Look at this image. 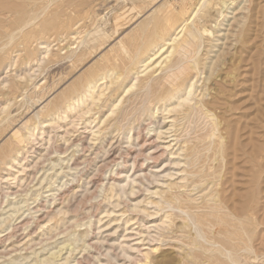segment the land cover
<instances>
[{"label":"rangeland","instance_id":"rangeland-1","mask_svg":"<svg viewBox=\"0 0 264 264\" xmlns=\"http://www.w3.org/2000/svg\"><path fill=\"white\" fill-rule=\"evenodd\" d=\"M0 1L3 2L7 0ZM9 1L19 2V4L25 6V9H30L28 4L32 3L33 6L31 9L35 10L37 8L36 11H39V16L33 27H31L32 30H30L31 28L28 29L33 33L26 44L20 42L18 37L15 39L16 43L13 41V43L10 44L11 47H13L11 48L12 54L9 51L10 45L7 46V49L5 47L3 51L6 57L0 67V128L5 125L7 115L11 117L12 122H10L11 126L9 130L1 138L2 141L0 140L1 147L15 131L20 130L19 127L23 122L27 121L28 124L35 122L34 115L45 102L47 103L49 100L52 102L61 93L65 92V90H70V87L74 84L84 83V80H86L85 77L101 74L105 76V79L102 80L104 86L102 85L96 88V92L100 88L104 90V96H102L100 101L95 105L91 104L88 106L90 100L87 99L84 105L80 104L78 107L76 105V112L85 106L91 107V114L86 115L82 120H79V114L73 112L72 117L66 121H57L56 116H62L63 111L66 110L65 107L61 108L56 114L51 113L47 118H45V116L41 117V120L46 123H49V120L55 118V123L53 122L49 125L44 124L45 127L34 137L35 141L26 142L27 144H24L26 146L23 147L22 150H19L22 152L19 154V158L21 159L20 164L23 165V167L26 166V170L22 176L17 177L16 180L12 178L6 180V177H12L9 175L8 171V166H12V164L9 158H7L4 160L3 164L0 165V217L6 219L4 223L0 225V264H43L44 262L38 261L39 258L41 257L40 259H43L50 251L57 252L56 250H59V247L64 243L67 245L69 243L71 247L74 248L72 258H77L82 264H97V261L89 256L94 254L93 251H91L90 254L86 251L85 253L81 250V242L79 244L78 242L74 244L73 241H69V238L73 239L78 235L80 237V234L84 232L83 229L86 228L83 225L88 221L93 223V234L102 232L103 234H100L103 236L108 233L106 229L110 230L112 228L110 231L113 232L115 228L119 226V229L117 228L115 230V239H117L118 242L123 239L122 236L130 231V229L126 230V228H129L131 223L137 222V226L134 225V228H138L139 226L138 231L142 230L141 232H143L146 227L142 225L146 224L147 220L150 218H154L152 222L159 223L158 221L165 215V212L168 211L169 208L166 205H162L161 211L160 208L149 205V202H156L157 199L150 193H147L144 188H141L139 191L135 190L136 194L133 196L134 200L132 202H128L125 198H119L111 194L110 191L105 193L99 192L100 194L97 193L94 196H89V194L84 193L86 188H90L89 185L91 187L94 185H101L105 190H108L109 183L111 182L109 176H113L112 171H115L117 168L116 165L127 156L126 150H124L126 147L124 142H126V140L123 138L125 135L124 133H126L130 127L133 131H131L132 134H136L135 130L139 127L138 131L141 138L149 140L147 144L151 143V145L146 151L149 152L150 150V152H157V157H160L158 161V168L160 170L173 167L174 158H172L170 152L174 153L178 146L183 147L181 156L190 155L191 161L196 159V162L193 163L194 165L191 164V166L189 165L190 167L187 166V168L184 167L179 169H185L189 172L186 177V184L177 183L180 179L175 180L177 175L172 177V180L174 179V184L178 186L186 185L188 190H193L192 194H195V197L201 196L197 201V206L193 205L194 207H198V209L187 207V211L198 217L200 228L207 240H211L210 242H215L219 244V246L222 245L227 249L237 250V254H240L235 257L239 263L264 264V259L254 263V254L249 252L251 247L256 255H264V0H227L222 11V13H224V18L218 15L224 1L209 0L208 2V6L211 8L212 13L209 22L206 24L205 32H207V38L205 37L204 44L197 56L200 64H202L199 68H202L203 71L200 70L198 77H194L192 81L194 83L196 82L195 96H198L197 99H200L201 96H199V93H202V91L208 95L206 96V100L204 99V102H210V105L206 103L207 109L210 108L208 111L211 110L209 115L219 124L216 132L213 134L210 133L211 130L205 127L202 121L194 122L195 120L189 118L188 115H185L187 119H179L181 117L180 115L179 117L177 113L179 110L170 114H168L167 111L162 112L160 109H162L163 103L158 104L157 107L159 111L152 119H148L145 116H142L140 119L141 107L139 104L142 105L144 98V96H142L144 93L142 89L139 88L140 86H137L128 94H122L123 88L131 84L132 75L129 74L123 81L119 79L118 82L120 81V83H113V86L110 85L109 82L112 80L113 75L116 78L119 73L123 72L122 68H119L121 70L117 69L118 65L121 67L122 62L125 66L127 65L129 69H132L130 73L137 69V66L134 68V66L129 63L128 58L122 54H117V41L123 40V42H127L128 38L138 29V26L144 22L143 20L148 18L149 14L154 11L156 6H160L161 2H173L174 0H158L156 4L150 6L144 15L138 18L136 22L134 21L136 12L130 11V0H125V2L124 0ZM27 1L29 2L27 3ZM190 1L191 2L188 0L187 2L189 8L196 6L198 2L201 3V0ZM122 2L125 4L123 5ZM45 3L48 7L46 5L44 6ZM42 6H44V8H42ZM42 9L46 10V14L44 11L42 15ZM49 11L50 16H47ZM48 17L49 22L47 23ZM115 17L119 18V21H116L117 18ZM52 19H54V22ZM138 20H140V22H138ZM113 21L118 23L115 24ZM104 22L106 24L103 26ZM44 24L47 25L46 28L43 27ZM56 24L57 26L59 25L58 28ZM38 25H41V27L33 30V28ZM63 25L66 27H63ZM117 25H121L120 28H117ZM99 27L100 29L104 28L106 30L104 31L106 36L97 41L98 43H93L88 39V36H90L89 38L91 39L92 35L90 34L95 31V28ZM52 28L53 30H51ZM115 28L118 32L116 35L114 34L115 31H113L116 30ZM42 29L45 31L42 32ZM28 30L26 29V31ZM49 30H51V32ZM128 31L129 35L127 34ZM88 32H90V34ZM82 38L86 39L85 41L89 40V44L87 43L83 46L79 45V42L83 40ZM17 44L22 45L18 46ZM113 44H116V46ZM46 46H49L48 55L52 54L48 57L44 55ZM92 47H95V49H92ZM6 50H8L11 55H7ZM70 50H76V56H79L80 53L83 55V61L78 62L80 64L76 63L74 58H68L70 60H66V56H68L67 53ZM82 50L84 53L80 52ZM91 50H96V52L94 51L93 53ZM97 50H99V52H97ZM129 50V55L132 57L135 50L132 48ZM151 51V48L148 49L140 59L151 54ZM86 52L88 56L85 55ZM113 52H115L116 55ZM55 54L59 55L61 58L65 57V60H60V58L58 59V57L53 56ZM117 55L120 57L118 56L117 58ZM54 57L58 61H56ZM121 57H125L126 59H122ZM42 58H44V61L40 63L39 61ZM121 59L122 62L119 64ZM210 61H216V63L214 62V65H212V68L215 70L212 73H210V66L207 64L210 63ZM73 62H75L74 64L76 65H74ZM114 63H118V65ZM101 65L103 68H101ZM110 65L114 68V71L117 70L115 73L112 71L113 68H111ZM33 71L34 74H32ZM107 71L108 76L113 74L110 76L112 77L110 80V77H106ZM207 73L209 75L211 74V76ZM31 75L34 76L32 79L30 78ZM206 78L210 79L206 80ZM112 81L114 82V80ZM13 83L16 85L15 88L12 86ZM105 83L106 85L108 84L107 91L105 90ZM53 84H57L58 87H56L53 94H49L50 97H47L48 95L45 97L46 101L44 104L39 106L34 100L32 101L34 91L37 92L39 87L50 88ZM178 95H180V93H178ZM75 97L76 94H74L73 98ZM45 98L43 100H45ZM138 98L141 99V101H139ZM118 99H122L123 105L121 104L117 107V111L107 119L106 117L108 116L111 106L116 103ZM173 100L174 99H170L169 103H171L169 104L167 102L165 105L169 104L171 107L177 105V102ZM138 109L139 111L137 112ZM120 113L123 114V116L125 115L123 117V122L121 121L123 124L122 129L120 124L117 125L111 121L118 114L120 115ZM91 115L94 117L91 118ZM164 117L165 119H163ZM99 118L101 122L102 120H109L112 126H110V129L108 128L109 130H106L107 134H104V137L99 136L98 139L101 138L94 142L91 140V127L96 125L102 128L105 125V123L101 122L98 124ZM126 118H131V120L129 119V123L126 121ZM94 119L97 120L94 121ZM174 119H176L175 122L173 121ZM72 120H74L73 124L76 126H71L73 125ZM58 126L62 128H58ZM152 127H154L155 130L149 134L147 129ZM84 128L87 130L85 133H82ZM95 129L96 127L93 130ZM159 130H161V132L168 131L166 134L158 135L157 132H159ZM172 135L178 138V141H176L178 143L173 150L168 151L166 147L169 144L172 145L176 143L170 142L168 144L171 139L170 136ZM211 136L212 138H210V140L209 137ZM127 137H129V133H127ZM208 143H212L210 147H208ZM218 143L220 146H218ZM207 147L209 150H207ZM26 150H28V154H25ZM164 150H166L165 153L160 152ZM1 151L0 149V157L2 156ZM177 154H179V151ZM15 157L18 156L16 155ZM107 157L109 159H107ZM59 158L65 162L62 164V169L65 168L64 170H61L59 167L60 164L57 163ZM69 158L71 159L69 160L70 162L68 161ZM138 158L141 157L139 156ZM165 160L167 162H165ZM108 161L110 163H108ZM51 163H54L55 167L52 166L53 164ZM68 165L72 168V171L67 170ZM153 166L154 165L149 161L148 163L145 162L143 167L147 173ZM75 169H77V171ZM55 172H57V174ZM62 172L66 175H64V173L62 174ZM130 173L131 172H129L128 175ZM166 173H174V171L167 169L162 175L164 176ZM67 174L70 176L67 177ZM72 178H75V181L72 182ZM43 179H45V181ZM97 179L99 181H97ZM4 180H6L7 183H3ZM42 180L43 182L41 183ZM162 181H166V179L162 178ZM88 182L90 183L89 185H87ZM166 183L173 184L171 181H166ZM146 187H148L150 191H165L162 196L167 197L170 194L166 189H161L162 187L158 188L155 182L150 185L147 184ZM50 189H57L56 192L53 191L55 199L52 200V198L49 197L47 199H50V202L46 203L44 200L45 196H48L50 192H44ZM181 193L183 194V192ZM37 195H40V197L35 200ZM208 196L210 199H208ZM14 202L22 203L18 205L21 206V209L16 216L9 218L8 215L10 214L9 210L11 208L8 203ZM137 202L141 203L140 206H143L141 209L144 208L146 213H139L133 210L132 204ZM172 206L175 209L178 203L173 202ZM116 211H118V213ZM108 213L110 214L108 215ZM121 213L123 214L122 217H116L120 216ZM228 213L234 215L240 221L235 222L230 219ZM171 214L173 215L171 217V224L169 223L168 229L165 233L163 232V237L160 239L161 241L159 239L155 241L160 246L158 249L159 251L154 253V260H150L149 264H187L188 261H184V259H187L186 253L195 256L194 261L197 259L198 261L196 262H199L198 264H229L226 260H223L222 257L220 259V255L215 251L218 248H213L212 251V247L210 246L212 252H209L210 247L207 246L202 239L199 240L195 237V233L190 224L183 219L184 217L177 210H172ZM218 215L220 217H218ZM200 218L202 219L200 220ZM128 220L129 222L126 225L125 221ZM76 224L78 228L75 227ZM241 224L245 228H243ZM80 225L82 227H80ZM102 226L106 228H100ZM239 226L243 229L242 232ZM242 233H245V236ZM131 237L135 238L136 236L133 235ZM144 238L145 240L141 244L148 243L146 237H142L141 239ZM152 244L154 243L152 242ZM219 246L217 245L216 247ZM69 248L70 247L67 249L63 248L60 252L62 258L68 255ZM247 248L248 252H246ZM206 249L209 250L207 251ZM242 249H246L245 253L242 252ZM183 251H186V253L184 252L185 254H183ZM99 252L104 254V248L99 250ZM115 254L119 256V259H122L119 249L116 248ZM37 255L38 257H36ZM57 263H62V261ZM57 263L55 262L54 264ZM44 264H46V262ZM125 264L130 263L127 261Z\"/></svg>","mask_w":264,"mask_h":264},{"label":"bare ground","instance_id":"bare-ground-1","mask_svg":"<svg viewBox=\"0 0 264 264\" xmlns=\"http://www.w3.org/2000/svg\"><path fill=\"white\" fill-rule=\"evenodd\" d=\"M157 1L158 0H130V2H131V10L130 9L129 10L136 12V16L134 18V21L136 22L138 18L142 17L144 15V13L146 12V10L148 8H150V6H154ZM223 1H224V3L221 6L222 8L219 10V14H218L219 16H221V18L222 17L224 18V16H223L224 13H222V11L224 9L223 6L226 5V1L227 0H223ZM28 2L29 1H27V3ZM124 2H125V0H124ZM124 2H122L123 5L125 4ZM187 2H188V0H174L173 2H167L166 1L165 3H162V2H161V4L159 3L160 6H158V7L156 6V8L154 9V11L151 14H149V16L147 15L148 18H146V20H143L144 22L141 23L138 26V29L135 30V32L128 38L127 42H123V40L117 41L118 42L117 43L118 48L116 47L117 50H118V53L117 54L124 55L126 58L129 59V60L128 59L127 60L129 61V63L131 65L134 66V68L137 66V69H135L133 72L130 73V71L132 69H129V67L127 65L126 66L128 68L124 65V63L122 62V59H124L125 57L124 58L121 57L122 59L119 62V64H121V62H122L123 67H122V65H121V67H119L118 63L117 64L114 63V64L118 65L117 66V69L122 68L123 72L119 71L121 73H119V74L117 73L118 75L116 76V78H115V76L113 74H112L113 76L110 75V76H112L114 78L113 79L112 77L108 76V71H107V76L106 77H108V78L110 77L109 80L111 78H112V80H114V82L112 80L109 81L110 82V85H112L113 83L114 84L120 83V81L121 80L123 81L125 78H127L129 74L132 75L131 84L129 86H126L125 88H123L122 94L123 93L124 94H128L134 88H136L137 86H140L139 88L142 89V91L144 93V94H142V96H144L142 105L139 104V106L141 107V110H140V119L142 118V116H145L148 119H152V117L156 116L157 113H158V111H159V108L157 107L158 104L163 103V106L161 105L162 106V109H160L162 112H166L167 111V113L170 114V113H173V112H176L177 110H179L177 112L178 113V116L179 115L181 116V117L179 116L180 117L179 119H182V120L187 119V117H185V115H188L189 118H192V120H195L194 122L202 121V123L205 125V127L209 128L211 130L210 133L213 134L214 132H216L219 124L217 123V121L214 118L210 117V115H209V113H210L211 110L208 111L210 108L207 109V105L208 104L210 105V102L209 101L208 102L207 101L204 102V99L206 100V96H208V95H206L202 91V93L201 92L199 93V96H201L200 99H197L198 96L197 97L195 96V92H196L195 83L196 82L194 83L192 81V79L194 77H198V74H200L199 73L200 70L203 71L202 68H199V66L202 65V64H200L197 56H198V54L200 52V49H201L202 45L204 44V40H205L206 33H207V32H205V30H206V24L209 22V19L211 18V13L212 12H211V8H209V6H208L209 0H201V3L198 2L196 4V6H194L192 8H189L188 7ZM189 2H191V1L189 0ZM229 3H230V1H229ZM42 4H43V2H42ZM45 5H46V3L44 4V6ZM32 6H33V4L32 3H29L28 4V7H30V9H27V8L25 9V6L19 4V2H16V1H9V0L3 1V2L0 1V53H2V54H0V67L2 66L3 62L5 61V57L6 56L4 55L5 52H3L4 49H5V47L7 49V46H9L10 44H12L13 41L15 42V39L18 38V37H19L18 40L20 42L24 43V44H26V42L29 40V38L32 37V33L33 32L30 31V30H32L31 27H33V25L35 24V22L37 21L38 16H39V11L38 12L36 11L37 8L35 7L36 8L35 10L34 9H31ZM44 6H42V8H44ZM125 9H126V7H125ZM149 10H151V9H149ZM225 10H226V8H225ZM40 11H41V9H40ZM44 11H45V14H46V10H43L42 11V15H43V12ZM224 12H226V11H224ZM49 14H50V11L48 12L47 16H50ZM123 16H125V15H123ZM78 17H79V14H78ZM50 18H52V17H50ZM115 18H117V17H115ZM118 19L119 18H117L116 21H119ZM39 20H40V18H39ZM52 20L54 22V19H52ZM48 22H49V17H48L47 23ZM138 22H140V20H138ZM56 23H57V21H56ZM117 23L118 22H116L115 24H117ZM104 24H106V23L104 22L103 23V26H104ZM115 24H114V26L116 27ZM127 24H129V23H127ZM67 25H70V24H67ZM121 25H122V23H121ZM56 26H57V24H56ZM58 26H57V28H58ZM60 26H61V23H60ZM106 26H105V28H106ZM118 26L119 25H117V28H120V26L119 27ZM125 26H127V25H125ZM40 27H41V25H38L35 28H33V30L36 29V28H40ZM43 27L46 28L47 25L44 24ZM63 27H66V26L63 25ZM53 28H54V26H53ZM53 28L51 30H53ZM26 29L27 30L30 29V30L26 31ZM47 29H49V28H47ZM103 29H100V27H99V28H95V31L92 34H90V32H88L90 35H92V38L90 39L89 38L90 36H88L89 34L87 33L88 34L87 35L88 36V39L91 42H93V43L101 40L103 37L106 36V33L104 32L106 30L105 29L103 30ZM51 30H49V31L51 32ZM68 30H69V28H68ZM44 31L42 29V32H44ZM113 31H115L114 32L115 35L118 33L117 32V29L116 30H113ZM129 31L127 32V34L129 33ZM107 32H109V31H107ZM40 35H41V33H40ZM111 38H113V37H111ZM120 39H121V37H120ZM85 40L86 39H83L82 41H80L79 42V45H82L83 46V45H85L87 43L89 44L90 41L89 40L88 41H85ZM112 41H113V39H112ZM21 45H18V46H21ZM113 45L116 46V44H113ZM48 47L49 46H46L45 47L46 50H45V54L44 55L46 57H48L49 55H52V54H49L48 55V53H49ZM211 47H212V45H211ZM11 48H13V47H11V45H10V48H9L10 50L9 51L12 54ZM15 48H14V50H15ZM97 48L99 49L100 47H97ZM131 48L135 50V53H134V55L132 57H131V55H129V52H130L129 49H131ZM150 48L152 49V51H151L152 53L149 54L148 56H146L145 58L140 59V57L142 55H144V53L148 49H150ZM92 49H95V47L94 48L92 47ZM6 51H7L6 54L9 55L10 53L8 52V50H6ZM75 51L76 50H70L67 53L68 56H66V58H67L66 60H70L68 58H74L76 60V63L82 62L83 61V59H82L83 58V55H81V53H80L79 56H76V52ZM91 51H93V50H91ZM94 51L96 52V50H94ZM94 51H93V53H94ZM110 51H111V49H110ZM112 51H113V49H112ZM114 51H115V49H114ZM80 52H83L84 53L83 50L80 51ZM97 52H99V50H97ZM88 53H89V51H88ZM113 53H115V52H113ZM208 53H209V51H208ZM106 54H108V53H106ZM85 55H87V52H86ZM115 55H116V53H115ZM119 55H117V58H118ZM53 56L58 57V59L60 58V60H65V57H62L61 58L57 54H55ZM108 57H110V56H108ZM218 57H220V56H218ZM106 58H107V56H106ZM54 59H55V57H54ZM84 59H85V56H84ZM55 60L58 61L57 59H55ZM43 61H44V58H42L39 62L42 63ZM206 61H205V63H206ZM211 61H210V63H207L210 66V68L207 67V68H209L210 73H212V72L215 71L214 68H212V65H214V62L216 63L217 60L214 61V62H211ZM74 63L75 62H73V64ZM111 63H113V62H111ZM78 64H80V63H78ZM109 64H110V61H109ZM74 65H76V64H74ZM116 65H115V67H116ZM112 66H114V65H112ZM110 67H111V65H110ZM101 68H103L102 65H101ZM111 68H113V67H111ZM96 69H97V67H96ZM110 70H112V69H110ZM119 70H121V69H119ZM112 71H114V68H113ZM115 71H117V70H115ZM115 71H114V73H115ZM32 74H34V71H33ZM35 74H36V72H35ZM195 75H197V76H195ZM209 76H211V74ZM33 77H34L33 75L30 76L31 79ZM35 78H34V80H35ZM85 78H86V80H84L85 81L84 83L72 85V87H70V90L69 89L68 90H65V92L61 93L52 102H50V100H49L46 103L45 102L46 101V98L45 97L47 95H48L47 97H50L49 94L50 93L51 94L54 93V90L56 89V87H58L57 84L56 85L53 84V86H51L50 88L39 87L37 89V92H35V91L33 92L34 95H32L33 96L32 101L34 100L35 103L39 104V106L42 105V104H44V102H45V104L39 109V111H37L35 113V115H34L35 122L32 123V124H28L27 121L26 122H23V124L19 127L20 130L15 131L13 133V135L10 138H8L7 141H5L6 143H4L2 145V147L0 146L1 147L0 149L2 150L1 151L2 156L0 157V165L3 164L4 160L7 159V158H9L10 163L12 164V166H8V168H9L8 169L9 175H11L12 177H6L5 178L6 180H8L9 178H12L13 180H16L17 177H20V176H22L24 174V172L26 170V166L23 167V165L20 164L21 159L19 158L20 157L19 154L22 153L19 150H22L23 147L26 146L24 144H27L26 142L35 141V138L34 137L40 132V130L43 129V127H45L44 124L49 125V124H52L53 122L55 123V121H54L55 118L49 120V123L43 122V120H41L42 119L41 118L42 116H45V118H47V116L49 117V115L51 113L56 114V113H58L59 110H61V108L65 107L66 110L63 111L62 116H58L57 115L56 118H57V121H59V120L66 121L67 119H69V118L72 117V113L73 112H76V110H77L76 105H77V107L80 104L81 105H84V102L87 101V99L90 100V103H89L88 106H90L91 104L92 105H95L98 101L101 100L102 96H104V90H101V88H100L96 92V88L101 87L102 85L104 86V83L102 82V80L105 79V76L104 75H101V74L100 75L99 74L98 75L97 74L96 75L94 74L92 76L85 77ZM119 79H120V81L118 82ZM209 79L210 78H206V80H209ZM105 85H106V83H105ZM107 85L105 86V90L106 91L108 90ZM12 86H13V88H15V86H16L15 83H13ZM117 86H118V84H117ZM197 87H199V86H197ZM94 91H95V93H94ZM178 93H180V95H178ZM74 94H76V97L75 98H73L74 97ZM121 96H123V95H121ZM134 96H135V94H134ZM134 96H133V98H134ZM44 98H45V100H43ZM139 98H138V100L141 101V99H139ZM131 99H132V97H131ZM170 99H174L173 101H176L177 102V105H175L173 107L169 106V104L171 103V102L169 103ZM167 102L169 104L168 105H165V103H167ZM206 103H207V105H206ZM121 104H122V99H118L116 101V103H114L111 106V108L109 110V113H108V116L106 118L109 119V117H111V115H113L115 113V111H117V109H118L117 107H119ZM88 106H85L84 108H81L78 112H76L77 114H79L78 115L79 120H82L86 115L91 114V109H90L91 107H88ZM139 109L137 110V112L139 111ZM124 116H123V114L120 113V115L118 114L111 121H113L114 124H117V125L120 124V127L122 129V127H123L122 122H123V117ZM93 117L94 116L91 115V118H93ZM73 119H74V117H73ZM97 119H94V121H96ZM129 119L131 120V118H129ZM129 119L126 118V121L128 123H129ZM163 119H165V117ZM73 121L74 120H72V124H73ZM135 121H136V119H135ZM173 121L175 122L176 119H174ZM10 122H12L11 121V117L9 115H7V117L5 119V125H3L0 128V140L4 136V134L9 130V128L11 126V123ZM100 122H101V119L98 121V124H100ZM180 122H182V121H180ZM101 123H105V125L102 128H100L99 126L94 125L90 129L91 136H92V139L91 140H93L94 142L97 141V139H98L99 136H103L104 134L106 135L107 134L106 133V130H109L110 129V126H112V125H110L111 123L109 122V120L108 121L107 120H102ZM71 126L73 127V126H76V125L73 124ZM95 127H96V129L93 130ZM58 128H62V127H59L58 126ZM83 130L84 131L82 133H85V131L87 129L84 128ZM138 130H139V127H137V129L135 130L136 134H132L133 131H132V128L130 127V128H128L127 132L124 133L125 135H124V138L123 139L126 140V142H124V144L126 145V147H125L124 150H126L127 156H125V158H123L121 160V162L116 165L117 168L115 169V171H112L113 176L112 177L109 176V178H110L109 180L111 182L109 183L108 190L107 189L105 190L104 187L101 186V185L100 186H95L94 185V186L91 187L89 185L90 183L88 182L87 185H89L90 188H86L84 190V193L85 194L86 193L89 194V196L90 195H93L94 196L95 194H97L99 192L105 193L107 191H110L111 194H114L115 196H117L119 198L120 197L121 198H125L128 202H132L134 200L133 196H135V194H136L135 190H138L139 191L141 188H144V190L147 193H150L152 196H154L157 199L156 202H149L148 203L149 205H152L154 207L156 206V207L160 208V210H161V206L162 205H166L169 208V210L165 212V215L162 216V218H160V220L158 221L159 223L152 222L154 218H150L149 220H147V223L144 224V225H142V226H146L145 228L143 227L144 228L143 232H141L142 230L141 231H138L139 226H138V228H136V227L134 228V225H136L137 222L136 223H133V224L131 223L129 225L130 227L129 228H126V230L130 229V231L126 235L122 236L123 239L120 242H118V240L115 239V234H116L115 233V230L119 226L115 228V230L113 231L114 233L112 231H110L112 228L110 230H107L106 229V231L108 233L103 236L102 235L103 234L102 232H98V233L93 234V230H92L93 223L91 221H88L84 225L82 224L86 228L83 229L84 232L82 234H80V237L78 235V236L74 237L73 239H70L69 238V241L70 240H71L70 242L73 241L74 244H77V242L79 244L81 242L82 243L81 244V246H82L81 247V250L83 252L86 251L88 254H90L91 251H93L94 254L89 255V256H91V258L93 260L97 261V264H112V263L113 264H125L127 261L130 264H149L150 263V260H152L153 257H154V253H156L157 251H159L158 249H159L160 246L155 241H157L158 239L160 240L163 237L162 236L163 235V232L165 233V231L169 227V223L171 224V217L173 216L171 214L172 210H177L184 217L183 219L186 220L187 223L190 224L192 230L195 233V237L196 238H198L199 240L202 239L207 244V246H209V247L211 246L212 247V251H213V248H218L215 251H216V253L218 255H220V259L222 257V259L223 260H226L229 264H241V263H239L236 260V257H235L236 255L240 254V253L237 254V250L235 251V250H232V249H227V248L223 247L222 245L219 246V244H216L215 242L214 243L210 242L211 240L210 241L207 240L205 238V235H203L202 230L200 228V223H199L198 217H196L193 213L187 211V207L197 208L198 209V207H194V206L195 205L197 206V201L201 198V196H198V197L196 196L195 197V194H192V191L193 190H188V188H186L187 187L186 185H184V186L179 185L178 186L177 184H174L173 183L174 179L172 180V177H174L176 175H177V177L175 178V180L176 179L178 180L180 178L179 179V182H177V183L181 184V183L187 182L186 177L188 176L187 174L189 172H187L185 169L184 170H179V169H182L184 167L187 168V166L190 167L191 164L194 165L193 163L196 162V159H193V161H191L190 160L191 159L190 155H185L184 154L185 155L184 157L181 156V154L183 153V147L178 146L174 153L170 152V155L172 156V158H174L173 167H170V168L168 167L167 168L170 171L173 170L174 173H166V175L163 176L162 174L167 169L160 170L158 168V166H159L158 165V161H159V158L160 157L159 156L157 157V154H156L157 152H154V151H151L150 152V150H149V152L146 151L147 148H149V146L151 145V143L150 144H147L149 142V140L148 139L141 138ZM154 130H155L154 127L148 128L147 129V132L150 134L151 132H154ZM167 131L168 130H166L165 132H161V130H159V132H157V133H158V135H161V134H166ZM127 133H129V137H127ZM148 133H147V135H148ZM210 133H208V134H210ZM167 134H169V133H167ZM170 137H171V139L168 142V144L170 142H176V141H178V138H175L174 135H172ZM33 138H34V140H33ZM204 138H206V137H204ZM210 138H212V136L209 137V139ZM164 143H166V142H164ZM177 143L178 142L173 143L172 145L169 144L166 147L167 150L168 151L173 150L177 146ZM152 144H154V143H152ZM211 144L212 143H208V147H210ZM218 146H220L219 143H218ZM208 147H207V150H209ZM165 151L166 150L160 151V152H164L165 153ZM178 151H179V154H177ZM56 152H54V153H56ZM220 153H221V151H220ZM25 154H28V150L25 151ZM189 154H191V153H189ZM14 155L15 156L17 155L18 157H15ZM134 155H135V157H134ZM74 156H75V154H74ZM139 156L141 158H138ZM110 158H112V157H110ZM107 159H109V158L107 157ZM69 160H71V159L69 158L68 161ZM149 161L154 166L151 167L149 169V171H147V173H146L143 166H144L145 162L148 163ZM103 162H105V161H103ZM165 162H167V161L165 160ZM57 163L60 164V165L59 164L58 165H59V167H60L61 170H64L65 169V168L62 169V164L65 163V162L62 161V159L59 158V160H58ZM108 163H110V162L108 161ZM51 164H53L52 166H54V163H51ZM114 167H115V165H114ZM74 168H76V167H74ZM67 170L72 171V168L69 167V165H68ZM75 170L77 171V169H75ZM129 172H131V173L128 175ZM55 173L57 174V172H55ZM63 173L64 172H62V174ZM64 175H66V174L64 173ZM68 176H70V175L67 174V177ZM56 177H59V176H56ZM162 178L166 179L167 182L171 181L173 184L166 183V181H162ZM72 179H71L72 182L75 181V178H72ZM6 180H4L3 183H7ZM43 180L45 181V179H43ZM43 180L41 181V183L43 182ZM97 181H99V180L97 179ZM153 182L157 183V187L158 188H161L162 187L161 189H166L170 194L166 197V196H162L163 193L165 192L163 190L162 191H160V190L159 191H150L149 188L146 187V185L147 184L150 185ZM63 186H65V185H63ZM53 191L56 192L57 189L56 190L55 189H52V190L50 189V190L44 192V193H49L50 192V194L48 196L47 195L45 196V199L44 200H45L46 203H49L50 202L49 201L50 199L49 200L47 199L49 197H51L52 200L55 199V194H54ZM178 192H180V193L183 192V194L182 193L180 194ZM209 192H211V191H209ZM39 197H40V195H37V197H36L35 200H37ZM84 198H85V196H84ZM89 198H91V197H89ZM206 198H204V199H206ZM208 199H210L209 196H208ZM35 202H33V203H35ZM173 202H177L178 203V206L175 209L172 206V203ZM19 204H22V203H20V202L19 203L18 202L8 203V205L11 208L9 210L10 211V214L8 215L9 218H11V217L13 218V216H16V214L18 213V211L21 209V206H18ZM140 204H141L140 202H137V203L132 204L133 210H135V211H137L139 213H146V210L144 208L141 209V207H143V206H140ZM215 209H217V208H215ZM218 211H220V210H218ZM112 212H115V211H112ZM116 212L118 213V211H116ZM5 213H3V214H5ZM109 214L110 213H108V215ZM212 214H210V215H212ZM228 214L230 215V216L228 215V217L230 219L234 220L235 222L236 221L237 222L240 221L234 215H232L230 213H228ZM122 216H123V214L121 213L120 216H116V217H122ZM218 217H220V216L218 215ZM201 219L202 218H200V220ZM222 219L224 221V218L223 217H222ZM5 220L6 219H4V217L3 218L0 217V225L3 224ZM114 221H118V220H114ZM223 221H222V223H223ZM128 222H129V220L128 221H125V224L127 225ZM76 225H75V227L78 228V225L77 226ZM80 227H82V226L80 225ZM100 228H106V227L105 226H102ZM224 228H226V227H224ZM243 228H245V227L243 226ZM216 229H218V228H216ZM225 230H227V229H225ZM242 230L243 229L241 228V232H242ZM235 231H236V229H235ZM100 233H102V234H100ZM242 234L244 235L245 233H242ZM133 235L136 236V237L135 238H132L131 236H133ZM142 237H146V239H148V243L149 244L148 243L141 244L145 240V238L144 239H141ZM152 242L154 244H152ZM195 242H197V241H195ZM217 245L219 247H216ZM115 246H116L117 249L120 250V254L122 256V259H119V256L117 254H115V251H116ZM68 247H70L69 248L68 255L65 256L64 258H62V256H60V252L63 250V248H66L67 249ZM211 247H210V251L209 252H212L211 251ZM103 248H104V254L101 253V252H99V250H102ZM243 248H245V247H243ZM248 248H249V246H248ZM248 248H247V250L245 249L246 252H248ZM73 250H74V248L71 247V244L68 243V245H67V244L64 243L62 246L59 247V250H56L57 252H51L50 251V253H48V255L46 257H44L43 259H40L41 258L40 257L38 261L39 262H44V263L46 262V264H54L55 262L57 263V262H61V261H62V263H57V264H82V262H80L77 258L76 259L75 258H72ZM245 250H243L242 252L245 253ZM249 250H250L249 252H251L252 254H254V257H253L254 258L253 259V262L254 263H256V262L264 259V255H256V253L253 251V249L251 247H250ZM240 251H241V249H240ZM184 252L186 253V251H183V254H185ZM36 257H38V255ZM186 257H187V259H184V261L187 260L188 261L187 264L188 263L189 264H195V263H197L196 261H198L197 259H195L196 261H194L195 256H192L189 253H186ZM125 260H127V261H125ZM17 261H19V260H17ZM21 261H22V259H21ZM84 261H85V259H84ZM216 261H217V259H216ZM220 261H222V260H220ZM205 263H206V261H205ZM224 264H226V263H224ZM256 264H258V263H256Z\"/></svg>","mask_w":264,"mask_h":264}]
</instances>
